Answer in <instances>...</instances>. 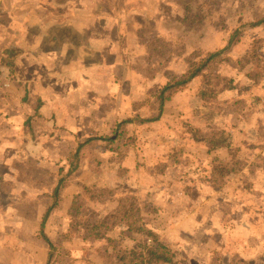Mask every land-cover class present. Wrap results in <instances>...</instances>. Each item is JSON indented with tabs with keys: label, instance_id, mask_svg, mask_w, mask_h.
Instances as JSON below:
<instances>
[{
	"label": "crops",
	"instance_id": "obj_1",
	"mask_svg": "<svg viewBox=\"0 0 264 264\" xmlns=\"http://www.w3.org/2000/svg\"><path fill=\"white\" fill-rule=\"evenodd\" d=\"M152 5L151 0H0V226L5 228L6 220H2L12 210L19 212L18 222L23 219L25 200L42 202L38 209H42L46 221L39 225L44 229L49 224L55 243L69 244L65 248L67 254L62 252L66 264L87 263V260L82 262L84 257L77 255L76 250L72 251L82 250L79 245L87 240L82 228L87 225L85 211L90 204L85 201L89 190L100 196L108 191L99 190L100 175H86L89 165L104 175L115 172L118 179L134 180L117 195L119 202L124 203L131 200L130 197L138 199L139 194L143 199L148 195L157 199L161 196L160 190L169 196L172 191L165 187L155 189L152 178L148 179L156 161L162 164V176L167 179L172 172L183 174L173 168L181 166L167 165L168 158L160 151H157L160 160L154 159L155 138L148 141L146 149L154 153L146 160L140 158L141 153L123 147L114 151L108 146L121 133L123 121L118 116L129 112L124 106L116 108L115 99L120 98L131 107L141 98L138 86L121 93L117 88L121 76L119 79L111 77L124 61L119 58L117 62L116 57L121 53L120 47L117 48L118 39L130 38L123 45L124 52L128 53L139 50L136 35L141 34L143 40L156 35L154 29L160 26L146 18L148 7ZM112 35L117 37L113 39ZM107 52H110L109 58ZM15 83L17 88L12 87ZM136 93L139 98H135ZM99 114L102 117L96 116ZM113 114L115 123L110 124L108 115ZM119 120L121 122L117 123ZM164 143L160 142L162 146ZM142 172L147 173V177L139 188L137 180ZM54 182L57 186H53ZM90 183L91 188L86 186ZM196 189V193L201 194L200 188ZM150 190L154 193L150 194ZM167 203L157 201L152 205L161 211L160 219L166 221L161 240L172 249L175 260L165 263L153 259V264H264V250L259 256L256 249L251 248L252 226L248 220L241 223L244 219L240 220L239 208H235L236 217L225 215L222 218L213 201L201 223L177 218L171 203ZM125 205L120 203L119 206L123 209ZM137 209L148 213L145 201ZM77 212L81 214H75ZM109 223L107 219L103 224L97 223L93 235L99 242L101 238H118L115 248L126 254L127 248L137 251L139 231L149 232L116 222L112 227L118 232L113 236L102 227ZM142 223L146 227L153 220L150 223L146 219ZM261 228L264 232V219ZM4 237L10 238L0 235V241ZM18 237L20 243L22 240ZM44 238L49 240L47 234ZM17 246L11 252L0 245V252L3 250L9 260L26 256L25 248ZM104 252L101 255L98 249L96 259L111 264L110 255L106 249ZM88 255L87 259L95 257L93 253ZM116 259L120 261L119 256Z\"/></svg>",
	"mask_w": 264,
	"mask_h": 264
},
{
	"label": "rangeland",
	"instance_id": "obj_2",
	"mask_svg": "<svg viewBox=\"0 0 264 264\" xmlns=\"http://www.w3.org/2000/svg\"><path fill=\"white\" fill-rule=\"evenodd\" d=\"M151 2L153 5L148 7L146 18L160 26V29H154L156 35L145 40L141 34L139 37L136 35L135 44L139 46V50H129L128 53L124 52L123 45L130 38L122 41L117 38V48L121 49L116 57L117 62L119 58L124 61L111 77L119 79L121 76V84L117 83L121 93L138 86L141 98L137 93L134 94L139 99L131 107L126 102L122 103L120 98L115 99L116 108L124 106L129 111L118 117L122 121L133 120V123L130 126L124 125L115 138L116 141L108 143V146L114 151L123 147L124 150L141 153L140 158L146 160L152 158L154 153L146 149L148 141L152 142L155 138L154 159L160 160V151L168 158L167 165L181 166L173 168L180 169L179 172L183 174L172 172L167 179L162 176V164L158 165L156 161L148 179L152 178L155 189L165 187L168 188L165 190L172 191L169 196L160 190L163 197L157 196L155 199L148 195L143 199L140 197V190H137L138 199L130 197L132 199L124 203L119 202L117 195L134 180L118 179L115 172L104 175L95 166L89 165L86 175H100L98 188L108 191L100 196L89 190L85 201L90 204L89 210L85 211L87 225L82 228L83 236L87 240L79 245L83 251H72L76 250L77 255H82V262L87 260L86 264H110L96 259L98 249L101 255L105 253L104 249L107 250L111 264H153V258L146 257L141 248L144 244H153L156 238L161 240L166 221L164 218L160 219L161 211L152 204L157 201L160 204L169 202L172 210L176 211L177 218H190L203 223L209 204L215 201L222 218L225 215L236 217L235 208H239L242 214L240 220L244 219L241 223L248 220L252 226L251 248H255L261 256V251L264 250V232L261 228L264 219V0ZM236 32L238 35H233ZM241 33L247 35L239 36ZM116 37L112 35L113 39ZM107 53L109 58L110 52ZM203 58L218 61L206 70L209 77L200 76L195 79L186 91L179 92L167 102L160 113L156 104V93L174 79H181ZM13 86L15 88L16 83ZM96 116L102 117L101 114ZM115 118V114L108 115V123L114 122ZM138 118L145 122H137ZM157 118L159 120L148 122ZM194 128L202 131L208 138L212 136V140L229 136L227 146L231 148L212 151L214 145L211 147L210 144L203 143L202 137L194 132ZM109 135L111 136L108 133ZM161 141L165 142L163 146ZM218 157L224 162L223 166L214 159ZM146 174L142 172L137 180V187L141 188ZM57 182L53 186H57ZM86 186L91 188L93 185L90 183ZM196 187L200 188L201 194L196 193ZM149 192L154 193L153 190ZM25 201L26 215L21 216L23 219L18 222L19 212L12 210L2 220H6L7 225H4L5 228L0 226V235H8L10 238L4 237L5 240L0 241V245L11 252L12 248L19 245L22 249L25 248L27 255L9 260L1 250L0 264H66L64 253L67 252L65 248L69 244L55 243L49 224L44 229L39 225L41 221H46L41 213L42 209H38V204L42 202L36 204ZM143 201L147 204L148 213L144 214L139 209L143 215L141 221L147 219L150 223L153 220V223L144 228L149 230L146 234L140 231L138 235L133 234L137 235L136 240L139 243L137 251L133 249L131 252L127 248L126 254L115 248L118 241L116 237L101 238L100 242L96 240L93 235L95 226L99 222L103 224L105 219L110 221L107 227L102 226L105 233L112 232L113 236L117 234L118 229L114 227L119 221L117 212L122 208L120 203L137 208L142 206ZM172 217H175L174 213ZM129 227L141 230V225L133 221ZM45 234L49 240L44 238ZM18 236L22 240L20 243ZM40 238L43 239L42 242L39 241ZM89 253H93L95 257L87 259Z\"/></svg>",
	"mask_w": 264,
	"mask_h": 264
},
{
	"label": "trees",
	"instance_id": "obj_3",
	"mask_svg": "<svg viewBox=\"0 0 264 264\" xmlns=\"http://www.w3.org/2000/svg\"><path fill=\"white\" fill-rule=\"evenodd\" d=\"M233 35H238V33H234ZM233 35L231 37V40L233 39ZM247 34L241 33L239 36H246ZM212 56V55H211ZM218 61H213V58H210L209 60L201 59L200 62H197L194 67H192L186 74L183 75L181 79H174L169 84H167L162 90H159L155 98L157 99L156 104L158 106V110L160 113L163 112L165 104L167 102H170L172 98L178 94L179 92L186 91L188 89V86L193 83L197 77L204 76L206 78L209 77L206 70L211 68L214 63H217ZM159 120L157 118L156 120H149L148 122H154ZM137 122H145L141 120V118L137 120ZM133 120H126L123 121L120 126L132 124ZM194 132L202 137L203 143H208L211 145L212 151L213 150H219L220 148L230 149L231 147L227 146L229 136H222L218 138H214L212 140L211 138H208V136H204L202 131L194 128ZM218 158H214L215 160H218L220 162V166L224 165V162ZM228 171H230L228 168H226ZM125 205V204H124ZM117 216L119 217L118 223H124L126 225H130L131 222H136L137 224L141 225V230L144 231L145 226H143L141 219L143 218V215L141 214V211L137 209L134 206H128L127 204L121 208L120 211L117 212ZM44 228V227H43ZM141 252H145L146 256L148 258H153L156 260L164 261L165 263H174L175 260V254L172 251V249L168 246V244L165 241L158 240L157 238L154 240L153 244H144L141 248Z\"/></svg>",
	"mask_w": 264,
	"mask_h": 264
}]
</instances>
